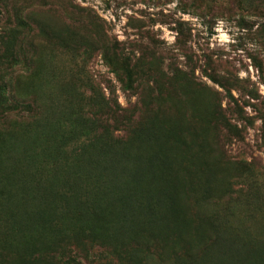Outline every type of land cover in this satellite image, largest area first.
I'll list each match as a JSON object with an SVG mask.
<instances>
[{"label": "rangeland", "instance_id": "374dc122", "mask_svg": "<svg viewBox=\"0 0 264 264\" xmlns=\"http://www.w3.org/2000/svg\"><path fill=\"white\" fill-rule=\"evenodd\" d=\"M0 264H264V0H0Z\"/></svg>", "mask_w": 264, "mask_h": 264}, {"label": "trees", "instance_id": "16d2710c", "mask_svg": "<svg viewBox=\"0 0 264 264\" xmlns=\"http://www.w3.org/2000/svg\"><path fill=\"white\" fill-rule=\"evenodd\" d=\"M98 141H100V140H98ZM90 144H94L96 146L95 142H92ZM96 148H99L100 150H102L103 154H105L107 156V158H109L108 164H107L108 165L107 168L113 167L115 165V159H116L115 157L119 156V154H118L119 152L114 151L111 148V146H109V144H106L104 142H101L100 146L97 145ZM94 150H96V149L94 148ZM95 160H96V158L95 159H91V162L88 161L87 163H84V165H83V164H80V161H77V160L74 159L73 166L74 167L78 166V172H77V176L78 177L74 181H76L78 184H80L82 186V188L84 189V191L88 190L89 187H85V186L82 185V183H81L82 182L81 181L82 178L86 179L87 181H89V177L90 176L91 177H96L95 174H92L93 173L92 165L94 167L96 166L95 165ZM96 191L102 193L103 190L100 187H96Z\"/></svg>", "mask_w": 264, "mask_h": 264}]
</instances>
